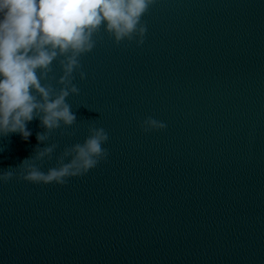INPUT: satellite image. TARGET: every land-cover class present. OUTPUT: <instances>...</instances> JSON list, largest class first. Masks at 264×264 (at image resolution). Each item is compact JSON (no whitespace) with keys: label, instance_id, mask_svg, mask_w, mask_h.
I'll return each mask as SVG.
<instances>
[{"label":"water","instance_id":"obj_1","mask_svg":"<svg viewBox=\"0 0 264 264\" xmlns=\"http://www.w3.org/2000/svg\"><path fill=\"white\" fill-rule=\"evenodd\" d=\"M147 32L117 44L101 27L73 74L72 126L0 137V264H264V0H157ZM80 71L86 76L80 78ZM57 61L41 83L58 94ZM148 117L166 128L145 132ZM106 160L63 185L41 171L90 129ZM67 162V161H66Z\"/></svg>","mask_w":264,"mask_h":264},{"label":"clouds","instance_id":"obj_2","mask_svg":"<svg viewBox=\"0 0 264 264\" xmlns=\"http://www.w3.org/2000/svg\"><path fill=\"white\" fill-rule=\"evenodd\" d=\"M157 0H0V137L19 133L31 136L27 125L38 118L47 130L38 134L43 143L48 132L72 126L76 116L66 98L78 94L74 72L81 68L80 57L93 50V38L103 29L119 44L133 39L143 44L147 27L143 15ZM59 58L64 85L59 93L42 85ZM86 74L80 71V78ZM145 131L166 128L164 122L148 117L141 123ZM108 134L93 127L81 143L66 148L58 166L41 171L37 161L51 158L56 144L46 146L20 165L21 178L33 183L63 185L70 177L87 174L109 153L104 145ZM2 151V150H0ZM67 161V162H66ZM13 171L0 173L8 181Z\"/></svg>","mask_w":264,"mask_h":264}]
</instances>
